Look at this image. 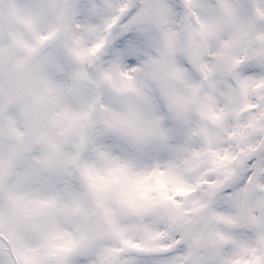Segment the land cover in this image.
<instances>
[{
    "label": "snow or ice",
    "instance_id": "1",
    "mask_svg": "<svg viewBox=\"0 0 264 264\" xmlns=\"http://www.w3.org/2000/svg\"><path fill=\"white\" fill-rule=\"evenodd\" d=\"M0 264H264V0H0Z\"/></svg>",
    "mask_w": 264,
    "mask_h": 264
}]
</instances>
